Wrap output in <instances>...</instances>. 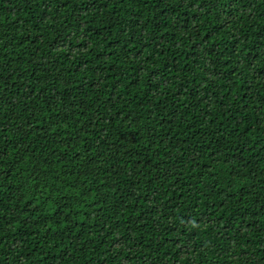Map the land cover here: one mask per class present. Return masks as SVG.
I'll list each match as a JSON object with an SVG mask.
<instances>
[{
    "label": "trees",
    "instance_id": "1",
    "mask_svg": "<svg viewBox=\"0 0 264 264\" xmlns=\"http://www.w3.org/2000/svg\"><path fill=\"white\" fill-rule=\"evenodd\" d=\"M0 264H264V0H0Z\"/></svg>",
    "mask_w": 264,
    "mask_h": 264
}]
</instances>
